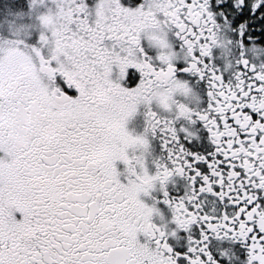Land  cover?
Here are the masks:
<instances>
[{
    "label": "snow or ice",
    "instance_id": "6c2138e0",
    "mask_svg": "<svg viewBox=\"0 0 264 264\" xmlns=\"http://www.w3.org/2000/svg\"><path fill=\"white\" fill-rule=\"evenodd\" d=\"M12 3L31 23L0 33V264H229L222 238L264 264V45L250 59L239 31L223 70L225 0ZM174 175L189 189L170 198ZM157 183L165 224L141 199Z\"/></svg>",
    "mask_w": 264,
    "mask_h": 264
},
{
    "label": "flooded vegetation",
    "instance_id": "af4514ba",
    "mask_svg": "<svg viewBox=\"0 0 264 264\" xmlns=\"http://www.w3.org/2000/svg\"><path fill=\"white\" fill-rule=\"evenodd\" d=\"M228 4L229 19L227 25L230 29L231 35L228 32H222L221 40L224 44L223 47L218 48L215 52V58L220 61V66L223 70L232 71L236 67V61L239 59L238 56V33L243 30L245 33V42L248 48L246 49L249 53L251 59V48L256 45H264V0H244L243 6L239 9L233 6V3H238V0H225ZM256 4H261L260 8H255ZM250 38V39H249ZM264 61V56L259 58ZM203 97L201 96V100ZM200 101L193 98L191 103L193 105L198 104ZM146 109L144 106L140 107L138 113L133 117L128 123V129L134 135L140 134L144 131L146 127ZM193 128V131H197V127L189 126ZM197 135L199 133L197 132ZM151 139V152L147 157L148 166L154 172L155 171V161L160 159H167V152L162 148V142L160 135L157 134ZM201 144L205 143L203 139L200 141ZM209 150H211V142L207 141ZM129 154L132 155V149H129ZM138 154V153H137ZM117 168L121 173H125L126 165L123 161L117 162ZM121 180L126 182V173L121 175ZM189 189V180L183 176L174 175L171 177L167 184V190L169 192V197L172 196H182L185 191ZM143 199L149 205L156 204L160 208L163 215L161 219L160 215H154L153 221L157 224H165L170 221L172 212L167 205L163 203V192L160 188L159 183H157L156 188L151 191V195L144 196L141 195ZM209 199L207 203L208 208H212L214 205ZM140 239L143 242L146 238L143 234L140 235ZM173 242L178 245L187 244V236L172 238ZM215 249L221 252H227L231 257L229 264H242L240 259V250L238 246L231 240L227 238L217 239L214 242Z\"/></svg>",
    "mask_w": 264,
    "mask_h": 264
},
{
    "label": "rangeland",
    "instance_id": "374dc122",
    "mask_svg": "<svg viewBox=\"0 0 264 264\" xmlns=\"http://www.w3.org/2000/svg\"><path fill=\"white\" fill-rule=\"evenodd\" d=\"M20 11L21 9L16 8L12 0H0V33L7 34L10 23L16 26L31 23L26 17L22 18L16 14Z\"/></svg>",
    "mask_w": 264,
    "mask_h": 264
}]
</instances>
